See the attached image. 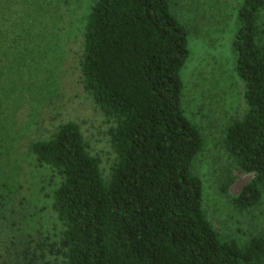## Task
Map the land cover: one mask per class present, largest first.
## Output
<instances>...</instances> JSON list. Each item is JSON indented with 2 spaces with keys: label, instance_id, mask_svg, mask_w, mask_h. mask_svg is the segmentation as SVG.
Here are the masks:
<instances>
[{
  "label": "trees",
  "instance_id": "obj_1",
  "mask_svg": "<svg viewBox=\"0 0 264 264\" xmlns=\"http://www.w3.org/2000/svg\"><path fill=\"white\" fill-rule=\"evenodd\" d=\"M263 7L264 0L242 1L232 42L246 112L223 141L238 169L252 174L232 198L242 209L256 206L264 187ZM17 13L14 0H0V55L14 62L39 33ZM83 43L84 83L114 122L117 160L105 181L72 122L32 144L37 160L61 177L53 208L64 230L52 245L53 264L262 263L264 230L240 246L223 240L204 211L203 182L191 168L203 138L182 106L188 32L169 1L95 0Z\"/></svg>",
  "mask_w": 264,
  "mask_h": 264
},
{
  "label": "rangeland",
  "instance_id": "obj_2",
  "mask_svg": "<svg viewBox=\"0 0 264 264\" xmlns=\"http://www.w3.org/2000/svg\"><path fill=\"white\" fill-rule=\"evenodd\" d=\"M14 1L16 18L39 33L17 61L0 55V264H53L52 245L64 230L53 208L61 177L37 160L32 144L75 123L108 181L117 160L109 135L114 122L95 103L81 72L83 30L95 0ZM168 1L188 32L182 106L203 138L191 167L203 182V208L223 240L244 246L263 233L264 187L256 206L235 205L232 198L252 174L238 169L223 141L227 126L246 112L232 47L243 0ZM258 27L264 41V7Z\"/></svg>",
  "mask_w": 264,
  "mask_h": 264
}]
</instances>
